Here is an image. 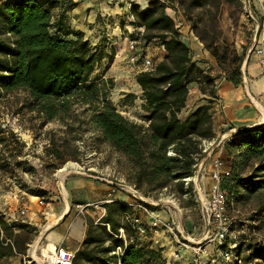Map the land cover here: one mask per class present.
Masks as SVG:
<instances>
[{
  "label": "trees",
  "instance_id": "obj_1",
  "mask_svg": "<svg viewBox=\"0 0 264 264\" xmlns=\"http://www.w3.org/2000/svg\"><path fill=\"white\" fill-rule=\"evenodd\" d=\"M178 3L192 30L223 69L225 78L241 85L246 51L242 56L232 57L201 30H207L210 24L214 31L217 29L223 0H178ZM78 5L75 0H0V98L18 89L25 90L47 119L64 117L71 103L84 105L92 111L91 122L103 140L128 158L136 189L148 193L177 181L178 190L184 195L194 192L193 184L187 186L185 178L196 172L203 154V140L216 137L214 101L206 98L207 103L185 119L180 113L186 107L192 84H197L205 95L211 87L210 95L215 96L216 77L193 59L175 19L166 11L170 5L167 1L149 0L143 10L132 4L134 24L145 29L141 38L146 43L157 41L165 53L154 69L136 75L146 114L143 122L130 120L108 98V92L115 86L113 78L97 73L104 59L112 63L115 51L109 52L103 44H92L83 31L72 26L70 13ZM132 39L138 40L134 36ZM126 97L130 101L137 95L128 93ZM170 150L174 155L169 154ZM224 150L230 175L224 177L222 187L229 202L249 200L264 191V125L235 132ZM249 168L252 170L246 174ZM102 206L106 211L98 220L89 221L74 264L166 263L161 250L142 240L143 236H149L148 228L145 234H139L136 225L125 219L134 212L133 205L114 197ZM255 216L264 222V204ZM18 223L9 226L0 219L5 238L12 239L10 227L26 226ZM119 246L123 252L113 253ZM13 251L12 245L4 246L0 236V258L12 255ZM257 255L264 258V249Z\"/></svg>",
  "mask_w": 264,
  "mask_h": 264
},
{
  "label": "rangeland",
  "instance_id": "obj_2",
  "mask_svg": "<svg viewBox=\"0 0 264 264\" xmlns=\"http://www.w3.org/2000/svg\"><path fill=\"white\" fill-rule=\"evenodd\" d=\"M75 1L79 2L78 7L83 10L84 14L81 16L80 9L77 10V13L74 11L70 13L72 26L83 31L85 37L92 44H103L109 52L112 49L115 51L112 63H109L108 59H104L97 68L98 74L103 72L105 78L114 80L115 86L108 92V98L130 120L143 122L142 118L146 114V110L141 98L142 90L136 81V75L142 68V61L137 64L129 61L131 40L133 36L138 39L136 48L141 52V58L148 56L157 62L163 58L165 53L157 41L146 43L141 38L145 32L144 27L134 24L135 18L131 14L132 4L143 10L148 6L149 0ZM165 1L170 4L166 11L175 19L182 39L191 49L192 56L196 58L200 66H204L203 68L209 74L216 77L217 94V79L223 76V69L192 30L189 21L180 9L178 0ZM258 2L259 0H240L239 2L223 0L217 29L214 31L210 24L207 30L201 29L203 34L210 40L214 39L216 44H219L223 50L226 49L232 57L242 56L245 51L247 54L249 47H252L254 42L256 20L261 23V29H264V20L259 18L256 9ZM171 4H176V7H172ZM86 10L87 15L85 16ZM194 36L203 43L202 50L200 48L198 51L196 47H191ZM238 62L239 60L234 65H237ZM242 67L243 63L241 66L243 73ZM210 89L211 87L208 88L207 95L204 94L203 98L215 101L217 96H211ZM128 93H134L137 97L127 101L126 94ZM37 105V102L22 89L6 93L0 98L1 208L12 205L19 211L21 197L29 200L38 196L44 201V205L41 204V207H45L55 200L64 201L67 199L72 206L70 212L77 209L75 206L77 203H90L87 207L93 214L92 218L98 219L101 214L98 211L102 212V201L113 198V196L102 197L107 193L100 195L98 187L107 183L111 187L119 188L108 181L134 186V171L131 163L123 153L103 140L100 131L91 122L92 111L85 108L84 105L71 103V109L64 117L58 116L54 119H47L39 111ZM184 116L180 113L182 119ZM203 148L202 146V152ZM207 153L203 152L200 155L195 170L197 171L202 160H205L204 165H206L209 175L213 169L216 151L211 155ZM222 155L224 167L229 169V161L224 148ZM69 163L76 164L77 168L70 167L68 169L69 173L64 184L69 194L65 197L57 175ZM250 170L252 168H249L246 174L250 173ZM71 178L86 179L93 185H83V187L72 191L67 186V181ZM139 192L144 200L135 198L128 189H121L115 195L126 197L129 195L137 203L145 202L153 206L149 208L153 210L158 219L174 221L176 231L180 233V230H183L186 237L193 238L188 248L179 249L173 235L160 225L157 228L147 229L149 236L142 237L144 243L152 242V247L161 250L165 260L179 249L181 258L176 264H210L207 258L210 254L216 253L218 248L208 243L205 238L204 221L194 192L184 195L178 190L177 181H172L167 187L157 191L145 193L143 190H139ZM39 193L41 195H38ZM32 200L39 201L38 198H32ZM262 204H264V191L254 194L249 200L241 202L230 200L229 202L228 212L232 218V228L240 244L238 250L240 262L234 264H264V258L257 255L264 249V222L259 219L260 216H255ZM2 212L1 209L0 213ZM143 220L144 223L147 220L151 222L152 218L144 214ZM45 221L46 219H43L42 224ZM78 224L79 222L75 224V228ZM18 228H21L20 233H17L16 236L13 234L12 239H15L16 246L17 242H20L21 251H25L27 247L23 244H33L39 236V232L31 224L23 228L18 226ZM47 232L42 238V244L46 243ZM200 244H202L200 249L202 256L195 261V251L200 247ZM205 248L207 251H204Z\"/></svg>",
  "mask_w": 264,
  "mask_h": 264
},
{
  "label": "crops",
  "instance_id": "obj_3",
  "mask_svg": "<svg viewBox=\"0 0 264 264\" xmlns=\"http://www.w3.org/2000/svg\"><path fill=\"white\" fill-rule=\"evenodd\" d=\"M79 9L80 7H76L75 9H73V11L77 13V10ZM256 9L258 10L259 18L264 20V0H259ZM73 11L71 13H73ZM79 13L81 14V16H83L84 14L82 9L79 10ZM86 15L87 10L85 16ZM193 39V46L191 47H196L198 51L200 50V48L202 50L204 48L203 43L199 41L195 36ZM262 40H264V29H261L260 36L258 38V41ZM253 41L254 42L252 44V47L257 42L255 38ZM252 47H249L248 50H250ZM193 59L196 60L195 57H193ZM259 60V55H257L253 51L245 65L246 79L243 80V83L239 86H236L231 81L227 80L224 74H222L223 76L217 79V98L212 104L214 130L216 136L226 134L228 137H230L234 134V132L237 131V129L252 127L257 123L264 121V112L262 111L264 110V75L262 73V68ZM201 67L204 66L201 65ZM203 96L204 94L197 84H192L190 86V92L186 102V107L181 112V115H185L184 119L198 106L207 103V100L204 99ZM216 156L217 153L214 157ZM83 185L91 186L93 184L86 179L71 178L67 181V186L72 191H75L78 187H83ZM66 188L67 187L65 184L62 185V190H65ZM116 192L117 191H115V188L111 187V185L107 183L101 184V186L98 187V193H100V195L107 193V195H104L102 197H119L120 199L134 206V212L132 213L133 215H142V212L136 206L137 202L135 200H133L129 195H127V197L119 196L118 194L115 195ZM32 198L36 199L38 198V196H34ZM32 198L28 200L29 210L27 216L23 221L17 222H19V225H21V223L25 225H34L39 234L41 232V228L50 225L51 223L58 220L64 214L66 208L68 206H71L69 201L66 199L64 201L55 200L54 202L48 203L47 206L41 207L40 202L38 200H32ZM112 199H106L102 202H109V200ZM89 204L90 203H77L75 205L77 207V209L75 210L76 213L75 211L70 212L62 222L53 225L52 228L48 230L45 236V241L49 245H63L70 251H79L82 248L87 235L88 223L91 219H94L92 218L93 214H91V211L87 207L89 206ZM80 206L81 208H79ZM1 207L2 206H0V210L2 209L3 212L0 213V219L4 222L5 225L10 226L12 221H14L13 218L18 214V210L16 209L17 207H14L12 205L5 208ZM42 208L44 209L43 211ZM101 209L102 212L98 211L99 213H101L99 216L103 215L106 211L103 206L101 207ZM70 211H72V208ZM87 214H89L90 216ZM142 217H144V215H142ZM43 219H46V221L42 224ZM78 222L79 224L75 228V224ZM150 223L151 222L149 220L145 222L148 229H150L151 227ZM9 230H11V232L16 236L17 233H20L21 228H18V226H14L10 227ZM13 242L15 244V248L17 246L19 247V244H17L16 246L15 239L13 240ZM23 246L27 247L25 251L18 250L17 248L15 249V251L13 248V254L10 256L1 257L0 264H21L22 255L29 249L30 243H25Z\"/></svg>",
  "mask_w": 264,
  "mask_h": 264
},
{
  "label": "built area",
  "instance_id": "obj_4",
  "mask_svg": "<svg viewBox=\"0 0 264 264\" xmlns=\"http://www.w3.org/2000/svg\"><path fill=\"white\" fill-rule=\"evenodd\" d=\"M253 19L255 18L253 17ZM257 28L258 25H256V30ZM137 43L138 40H131V53L129 56V61L134 64L142 61V68H140V71L154 69L156 62H154L148 56L141 58V52L136 48ZM253 47V51L260 57L259 62L262 68V73L264 75V40L257 41ZM230 137H228L226 134H222L220 142H217V138H213L211 140H203L202 146L204 147V153L208 152L207 154L210 155L212 150H214V152L216 151L217 153V156L214 157L213 160V169L208 175L206 165L203 166L198 181V187L194 184V176L185 178V183L187 186L190 183L193 184L195 199L199 206L206 232L207 222L210 219L211 232L210 234L206 235L205 238H207L208 243L218 248V251L216 253L210 254L208 256L207 259L208 263L210 264H234L238 261L240 262V258L238 256L240 244L236 239L235 231L232 228V218L230 217L228 212V193L222 187L224 177L230 175V170L224 167V160L222 155L225 143L230 139ZM169 154L174 155V152L170 150ZM121 189H128V191H130L135 198L141 200L140 196L142 194L134 186L127 185V187H122ZM38 199L40 204L44 205L43 199H41L40 197H38ZM20 201V210L18 211L16 217L13 218L14 221L12 222L23 221L28 214V200L25 197H21ZM136 206L142 212V215L147 214L152 218V228H157L161 225L164 226L173 235L175 242L178 244L177 248L184 249L189 247V243L191 244V239L193 240V238H191L190 236L186 237L183 234L184 232L179 233L178 231H176L174 221H162L161 219H158V217L154 215L153 210H151L145 202L137 203ZM142 215L128 214L125 217V219L136 225L139 234H145L146 232V224L143 221ZM120 232L121 235L125 237L123 228L120 229ZM0 236L4 245H12L15 250L13 240L10 238H5L1 224ZM41 241L36 247H33V244H30L29 249L25 253H23L22 262L24 264H74L76 252L70 251L63 245L53 246L49 245L47 242L42 244ZM201 248L202 244H200V247L195 251V261L198 260V257L200 258L202 256L200 254ZM179 249H177L176 252H173L172 255L166 259V264H176L180 261L179 259L181 258V251ZM204 251H207V248H205ZM122 252L123 248L120 246L117 247L116 251H113V253L117 254H120Z\"/></svg>",
  "mask_w": 264,
  "mask_h": 264
},
{
  "label": "water",
  "instance_id": "obj_5",
  "mask_svg": "<svg viewBox=\"0 0 264 264\" xmlns=\"http://www.w3.org/2000/svg\"><path fill=\"white\" fill-rule=\"evenodd\" d=\"M250 16H251V15H250ZM251 17H252V16H251ZM252 18H253V17H252ZM256 23H257V25H258V28H257V30H256L255 39H256V41H258V38H259V36H260V32H261V23H260L259 21H257V20H256ZM253 48H254V47H252L250 50H248V52H247V54H246V56H245V58H244V61H243V67H242V71H243V73H242L243 80L246 79V78H245V70H244V67H245V65H246V63H247V61H248L250 55H251L252 52H253ZM263 125H264V121H261V122L255 124V125L252 126V127H260V126H263ZM242 129H243V128L237 129V131H240V130H242ZM237 131H236V132H237ZM220 141H221V136H218V137H217V142H220ZM213 152H214V150L211 151L210 155H211ZM204 164H205V160H202V162H201L200 165L198 166L197 171H196L195 174H194V184H195V186H197V187H198V181H199L200 173H201V170H202ZM108 182H109L110 184L114 185V186L119 187V188L127 187V185H125V184H121V183H117V182H113V181H108ZM140 198H141V200H144V197H143L142 195L140 196ZM70 210H71V209H70ZM69 212H70V211H69ZM69 212L66 213V214H64V215L62 216V218H61L56 224L62 222V221L66 218V216L69 214ZM47 231H48V230H45V227H44L43 230L41 231V233L39 234V236L37 237V239L34 241V243H33V247H36V246L38 245V243L41 241V239L43 238L44 234H45ZM180 232H183V230H180ZM210 232H211V223H210V219H209V221L207 222V232H206V235L210 234ZM39 263H40V262H39Z\"/></svg>",
  "mask_w": 264,
  "mask_h": 264
},
{
  "label": "bare ground",
  "instance_id": "obj_6",
  "mask_svg": "<svg viewBox=\"0 0 264 264\" xmlns=\"http://www.w3.org/2000/svg\"><path fill=\"white\" fill-rule=\"evenodd\" d=\"M263 112H264V110H262ZM263 120H264V117H263ZM77 168V165L76 164H74V163H69L68 165H66L62 170H60V172H58V175L57 176H59V179H60V183H61V185H64V182L66 181V177H67V175H68V169L69 168ZM73 170H75V169H73ZM63 194H64V196L65 197H67L68 196V191H67V188L65 189V190H63ZM170 202V201H169ZM173 203V202H172ZM69 205V204H68ZM67 205V206H68ZM70 209H71V206H68L67 208H66V211L64 212V214H66V213H68L69 211H70ZM63 214V215H64ZM62 215V216H63ZM62 216L58 219V220H56L55 222H53V223H51L50 225H47V226H45V230H49L50 228H52V226L53 225H55L61 218H62Z\"/></svg>",
  "mask_w": 264,
  "mask_h": 264
}]
</instances>
